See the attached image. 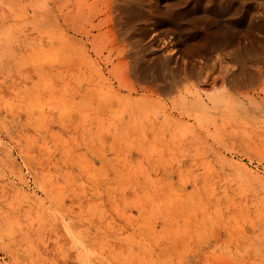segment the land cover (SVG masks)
Returning <instances> with one entry per match:
<instances>
[{"label": "rangeland", "instance_id": "374dc122", "mask_svg": "<svg viewBox=\"0 0 264 264\" xmlns=\"http://www.w3.org/2000/svg\"><path fill=\"white\" fill-rule=\"evenodd\" d=\"M67 5L0 0V264H264V112L227 115L222 83L190 82L222 51L153 83L112 69L91 17L61 27L70 48L40 28Z\"/></svg>", "mask_w": 264, "mask_h": 264}, {"label": "bare ground", "instance_id": "6f19581e", "mask_svg": "<svg viewBox=\"0 0 264 264\" xmlns=\"http://www.w3.org/2000/svg\"><path fill=\"white\" fill-rule=\"evenodd\" d=\"M67 2L66 11L60 17L51 13L52 7L41 10L39 25L43 29L56 24L69 48L75 42L74 37L61 27L67 26L65 30H70L82 17H91V21L96 20L92 24L96 29V34L92 35L94 47L114 53L110 62L112 69L132 70L140 76L150 77L151 82L164 69L196 68L201 63L200 59L208 61L211 51L217 48L224 56L220 74L217 77H195L193 74V79H190L192 86L222 83L225 88L209 99L227 111V115L233 108L244 112H264V0ZM195 24H206L207 28L189 35ZM140 38L146 50L154 55L149 54L143 62L137 63L130 45L133 46ZM176 91L180 96L183 93L182 88H176ZM260 233L259 241L264 244V226Z\"/></svg>", "mask_w": 264, "mask_h": 264}]
</instances>
